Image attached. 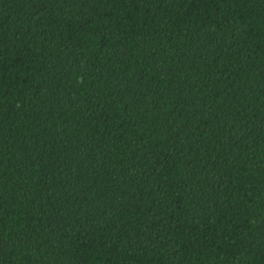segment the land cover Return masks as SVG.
Masks as SVG:
<instances>
[{"label":"trees","instance_id":"1","mask_svg":"<svg viewBox=\"0 0 264 264\" xmlns=\"http://www.w3.org/2000/svg\"><path fill=\"white\" fill-rule=\"evenodd\" d=\"M0 264H264V0H0Z\"/></svg>","mask_w":264,"mask_h":264}]
</instances>
